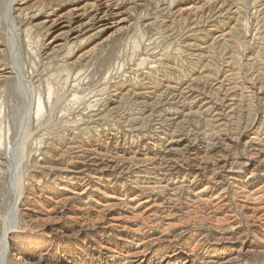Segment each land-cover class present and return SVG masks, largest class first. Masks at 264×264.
Listing matches in <instances>:
<instances>
[{"label": "rangeland", "instance_id": "rangeland-1", "mask_svg": "<svg viewBox=\"0 0 264 264\" xmlns=\"http://www.w3.org/2000/svg\"><path fill=\"white\" fill-rule=\"evenodd\" d=\"M9 2L3 264H264V0Z\"/></svg>", "mask_w": 264, "mask_h": 264}, {"label": "bare ground", "instance_id": "bare-ground-1", "mask_svg": "<svg viewBox=\"0 0 264 264\" xmlns=\"http://www.w3.org/2000/svg\"><path fill=\"white\" fill-rule=\"evenodd\" d=\"M15 2H16V0H10V2L8 3V5H7V15H6V20L8 21V22H10L11 21V28L13 29V32H12V35H14L15 33H16V30H15V21L13 20V13H14V11H15ZM33 98V97H32ZM31 107H30V110H29V112L27 113V119H30V117H31V115H32V112H33V107H32V104L30 105ZM14 206V205H13ZM15 206L13 207V211H11V213H10V216H9V218L12 220V221H14L13 219H15L16 218V213H15ZM9 219V220H10ZM9 231H11V230H9ZM6 232H7V230H6ZM6 232H5V234H6ZM7 235V234H6ZM5 244L7 243L8 244V242H7V236H5ZM3 252L0 254V264H3V260H4V257H5V254H6V251H7V249H6V247H5V245H3Z\"/></svg>", "mask_w": 264, "mask_h": 264}, {"label": "water", "instance_id": "water-1", "mask_svg": "<svg viewBox=\"0 0 264 264\" xmlns=\"http://www.w3.org/2000/svg\"><path fill=\"white\" fill-rule=\"evenodd\" d=\"M24 81V80H23ZM25 82V81H24ZM26 83V82H25ZM30 105H31V100L29 101V108L28 109H30ZM27 127V124H26V126L24 127V129ZM23 133V132H22ZM21 133V134H22ZM23 135V134H22ZM21 141H22V136L19 138V140L17 141V144H20L21 143Z\"/></svg>", "mask_w": 264, "mask_h": 264}]
</instances>
